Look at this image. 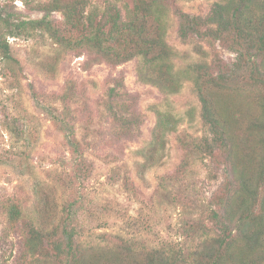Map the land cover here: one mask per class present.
Returning <instances> with one entry per match:
<instances>
[{
	"label": "rangeland",
	"instance_id": "rangeland-1",
	"mask_svg": "<svg viewBox=\"0 0 264 264\" xmlns=\"http://www.w3.org/2000/svg\"><path fill=\"white\" fill-rule=\"evenodd\" d=\"M46 1L0 0V14L13 22L39 19L42 12L35 6ZM214 2L179 0L176 6L205 17ZM96 4L102 7L103 2ZM120 4L130 5L131 0ZM172 11L166 43L176 52L175 70L198 61V48L208 63L214 58L225 65L234 62L235 54L218 42L183 43ZM51 19L58 23L61 16L52 13ZM6 41L17 64L0 50V264H35L24 247V224L44 213V203L59 215L72 209L68 225L77 245H137L139 250L181 245L187 252L202 245L201 231L190 227L214 230L207 209L214 207L224 172L217 160L191 152L192 143L206 134L191 82L182 80L177 93L166 94L138 80L136 60L96 62L39 33ZM111 88L129 96L123 101L133 105L139 118L128 137L106 112ZM45 109L73 125L83 163ZM158 112L179 121L175 131L166 133L164 149L151 164L148 151ZM12 202L22 209L14 225L6 211ZM44 219L59 223V216Z\"/></svg>",
	"mask_w": 264,
	"mask_h": 264
},
{
	"label": "trees",
	"instance_id": "trees-1",
	"mask_svg": "<svg viewBox=\"0 0 264 264\" xmlns=\"http://www.w3.org/2000/svg\"><path fill=\"white\" fill-rule=\"evenodd\" d=\"M100 1L102 7L96 4ZM120 1L47 0L35 6L42 12L39 19L16 22L0 14V50L17 64L6 37L31 38L39 33L96 62L119 65L136 60L138 80L166 94L177 93L182 80L190 81L206 132L192 143L191 152L217 160L224 172L214 207L207 209L214 230L190 227L201 231L202 245L189 252L181 245L144 250L137 245H77L76 233L68 225L72 209L59 215L44 203V213L24 224L27 254L35 264H264V0H215L205 17L182 12L176 6L179 0H131L130 5ZM170 10L178 19L177 35L183 43L218 42L235 54L234 62L225 65L214 58L208 63L197 47L201 58L175 70L176 52L166 43ZM52 13H59L61 21H53ZM69 96L71 91L62 99ZM128 97L111 88L106 103L116 129L127 137L140 123L133 105L123 101ZM45 112L83 163L73 125L49 109ZM178 121L171 114L157 113L148 151L151 164H156L166 133L175 131ZM6 211L13 225L22 217L17 203H8ZM44 216L52 220L59 216V223H49Z\"/></svg>",
	"mask_w": 264,
	"mask_h": 264
}]
</instances>
